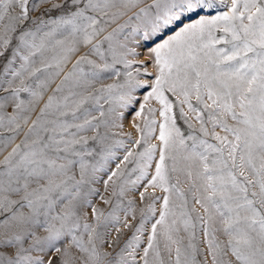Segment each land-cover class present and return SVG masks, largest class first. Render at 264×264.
I'll list each match as a JSON object with an SVG mask.
<instances>
[{
	"label": "snow or ice",
	"instance_id": "snow-or-ice-1",
	"mask_svg": "<svg viewBox=\"0 0 264 264\" xmlns=\"http://www.w3.org/2000/svg\"><path fill=\"white\" fill-rule=\"evenodd\" d=\"M0 264H264V0H0Z\"/></svg>",
	"mask_w": 264,
	"mask_h": 264
},
{
	"label": "rangeland",
	"instance_id": "rangeland-1",
	"mask_svg": "<svg viewBox=\"0 0 264 264\" xmlns=\"http://www.w3.org/2000/svg\"><path fill=\"white\" fill-rule=\"evenodd\" d=\"M43 7H48V5H44ZM54 14H55V13H54ZM104 83H105V84H107V83H112V80H105ZM97 87H99V85H97ZM157 119H159L158 116H157ZM123 123H124V128H123L122 130H116V131H122V132L125 134V135L121 136L120 138L127 139V135H126V134H127V133H131L133 139H138V138H139V133H137V132L135 131V129H133L132 126H131V116H128V117L124 120ZM4 134L7 135L8 133H4ZM88 135H91V133H88ZM157 135H158V130H157ZM151 142H152V143H158V141H156L155 139H153ZM129 147H133V146H132L131 144H129ZM118 155L122 156V155H123V152H122V151L119 152ZM111 167L114 168V167H115V164H112ZM104 178H106V176H105ZM98 187L100 188V191H101L102 194H104V195H106V196L109 194V193H104V190H103V186H102V185H99ZM141 190H142V189H141ZM151 191H152V190L149 189V192H151ZM155 194H156V195H162V193H160L159 190H157ZM136 198H137V200H139L138 193L136 194ZM95 202L98 204V206H100V207H105V206L102 204V202L99 201L98 198H96V201H95ZM130 235H131V232H130V231H128V230H123V234H122V236H121V238H120V243L122 244L123 241H124L125 239H127ZM115 238H116V233L113 231V232H112V235H111V237H110L109 239L114 240ZM222 239H223V237H222ZM108 250H109V251H112V249H108Z\"/></svg>",
	"mask_w": 264,
	"mask_h": 264
}]
</instances>
